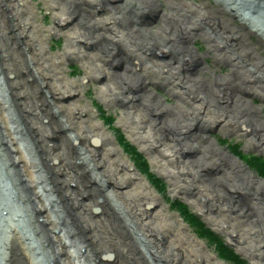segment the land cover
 Returning a JSON list of instances; mask_svg holds the SVG:
<instances>
[{
	"label": "bare ground",
	"instance_id": "6f19581e",
	"mask_svg": "<svg viewBox=\"0 0 264 264\" xmlns=\"http://www.w3.org/2000/svg\"><path fill=\"white\" fill-rule=\"evenodd\" d=\"M45 1L58 24L51 30L30 0H0V156L14 173L32 230L22 228L24 218L8 205L0 178V264H43L38 252L46 264H226L163 205L132 157L122 155L106 129L113 120L104 107L94 104V118L102 120L93 124L86 109L71 108L97 75L108 79L101 98L127 111L131 139L162 166L173 195L190 201L252 264H264V182L205 135L217 128L264 154V109L248 101L257 92L264 104L257 77L264 61L257 71L232 63L228 79L189 72L202 59L189 44L204 32L201 20L213 22L217 34L254 36L264 45V25L252 14L264 13L258 7L264 0H212V7L208 0ZM160 5L169 12L158 25ZM52 33L65 34L60 54L50 52ZM74 61L85 66V80L67 74ZM161 86L175 108L147 92ZM13 113L27 126H14ZM186 154L193 159H183ZM72 184L77 189L69 190Z\"/></svg>",
	"mask_w": 264,
	"mask_h": 264
},
{
	"label": "rangeland",
	"instance_id": "374dc122",
	"mask_svg": "<svg viewBox=\"0 0 264 264\" xmlns=\"http://www.w3.org/2000/svg\"><path fill=\"white\" fill-rule=\"evenodd\" d=\"M187 1L196 4V3H199L200 0H187ZM30 2H31V5L36 9L38 21L43 26H45L48 30L54 29L55 27L58 26V24L54 23L53 11L49 9V7H47V1L30 0ZM214 2L215 1L208 0L209 6L212 7V3ZM258 5H259L258 7L264 6L261 1H258ZM168 8L169 7L162 6V5L157 7L158 15H157V18L154 19L156 21L155 22L156 24L159 25L162 23L163 17L159 15H162V13H168L169 12ZM252 14L255 20L259 22L260 25H264V13L261 12V10L260 11L258 9L255 11L253 10ZM225 16H226L225 19H227L228 16L226 13H223L220 15V17H225ZM203 21L204 23L201 20V23L203 24L202 29L204 32L200 34L199 38L195 39L193 42H189L191 48L193 50H196L197 53L198 54L200 53V55L202 56V59L200 60L199 64L195 66L196 70L193 71L192 69L193 65H191V68L189 70V72L193 73L195 77H199L198 72L203 70V72H207L206 73L207 75L210 74V77L206 76V78L209 77L208 79H213V80L218 79V78L228 79L226 77L231 76L234 70V66L232 63H238L241 66V69L243 71H246L247 69L252 70V71H257L259 67L258 65L260 64L262 66V61H264V45L258 40L257 37L246 36L244 37V39H242L241 37H239L238 39H234L232 38V36L229 37L225 35L228 33L227 31L222 33L224 35L217 34L219 33L218 32L219 28H216L217 30H213V27H212L213 24H211L213 22L206 23L205 22L206 20H203ZM230 23L233 26H236L231 21ZM64 35H58V34L55 35L54 33L47 35L48 36L47 41L51 47V50H50L51 54H55V53L60 54L64 50L65 45H67L66 39H65L66 37ZM229 35H232V34L229 32ZM226 37H229V38H226ZM239 55H241V57L246 55V57H243L241 60H239L237 59L238 58L237 56ZM219 58H223L222 59V61L224 62L223 64L218 63L216 61ZM199 67L200 69L198 70ZM114 68H116L114 72L121 73L123 71V66L118 67V65H116L114 66ZM65 69L67 70V74L70 75L71 79H76L78 81L85 80L84 77H86V74H88L85 69V66H83L82 63H80L79 61L72 62L69 65V67H65ZM243 73L246 75V72H243ZM99 77L101 76L99 75L93 76V78L91 79L92 81L86 82V85L82 89L84 98L80 99L76 103H73L71 105V108L75 107V108L86 109L87 112H90L89 115H87L88 116L87 121L93 124L94 122H96L95 120L100 121L99 119H101L98 117L94 118L95 116L93 113V110L95 109L94 104L96 106L99 105L100 107H104V109L108 112V115H111V118L113 120V122H111L112 123L111 128L110 126H107L106 129H108L114 135L116 141H119V136H120L122 137V140L124 139L127 143L131 144L132 147L137 151V153L145 160V162L147 163V167L149 168L148 170H150L151 176L145 173H142L143 170L139 169L136 166V164L133 161L132 162L135 165L136 169L138 170L139 174L145 178L146 182L150 184V186L152 187L151 189L156 193V195L161 196V198L163 199L161 200L163 205H166V208H168L169 206V211H171L173 214L178 216L179 219H181L182 222L185 225H187L189 229H191V231L195 234L196 238L199 239V241L206 244V247L208 251H210V253L218 257L219 254L222 253V249L220 247H217V245H215L214 242H212V240L206 238V236L204 235V233H202V231L201 233L199 232L200 234H198L197 232L198 230L192 229L193 226L191 224H194V223L186 222V220H188L187 218H189L190 221L192 220V218L196 219V221L198 222L200 226L203 225L204 227H206V229L210 230V232L208 231L209 233L212 232L211 234H214L215 236H217L223 241L224 248L226 246L228 248L233 249V251L239 257L241 264H249V263L252 264L251 261L248 258H246V256H244L243 253L240 252L232 242L229 241L228 237L224 233L220 232L212 224H210V222L207 221L206 216L202 212L198 211V209L193 207V204H191L190 201L185 200L181 196L173 195L171 183L169 179L166 177V175L163 174L164 171L162 169V166L156 165L152 156L149 153H147L145 150H143L141 146L138 145V143L133 141L135 140L134 138L133 140L131 139L130 136L132 134L130 133V130L127 129V127L125 126V121H126L125 115L127 111H125L122 107H119V106H111L109 103H107L101 98V95H102L101 88L104 85L108 84V79L99 78ZM233 77L237 80L236 83H239L238 80H240V77L239 79L236 78L235 76ZM257 77L260 78V80L264 82V71H262V73H260L259 76ZM147 92L148 93L154 92L157 95V97L162 100L163 105L166 106L168 109L175 108L177 104L176 99L172 96L169 97V95L165 92L162 86L160 87V89H154V88L149 87L147 89ZM254 94L255 96L254 97L250 96L248 98V101L250 102L252 101L255 104V106H260L261 108L264 109V104L257 97V92ZM91 103H92V106H91ZM90 114H92L93 117H91ZM10 119H11L10 121L13 122L12 124H14V126L16 125L17 127L22 126V128L23 126H27L25 120L20 119L17 113H13V115H10ZM42 124H45V122H42ZM198 131H194V133L196 135L203 134V133H200V131L199 132ZM205 135L208 136V139L218 149H221L226 154H229L233 160L234 158H236L241 163V165L245 167V169L248 172L254 174L257 177V179L264 182V170L258 169L256 168V166H253V164L256 162L252 161V159L255 158V159H260V161L262 160L263 162L264 154L254 151V150H247L244 139L240 137L232 136V135L230 136V135L222 134L219 130H217V128L214 130H211ZM117 137H118V140H117ZM22 140L24 139L22 138ZM56 143H58L57 145H59L60 141L55 142V144ZM121 144L120 146L122 147V145L124 144L122 145ZM192 144H195V142H193ZM122 149L124 150V147H122ZM27 150L26 151L28 152V157L33 156L34 150L31 149L29 151L28 148ZM122 155L124 157H127L128 160H130L129 154L127 153L125 154L123 152ZM191 156L193 155L186 154L183 157V159H189V158L193 159ZM5 161L6 159L0 156V178H2L3 181H5L4 184L6 185L7 190L6 192L4 190L3 191H4V194L8 195L7 196L8 205H10L13 209H16L18 211L17 215L20 218H24L23 220L24 224L22 225V228L24 227L25 229L28 228L26 230L27 233L29 232L32 234V230L29 226L30 221L28 219V215H29L28 208L25 207L23 204V201L19 200L18 198V191L16 189L19 190V188L17 186L14 173L9 169L10 167L6 165ZM48 164L51 165V163H48ZM55 166H56V163L52 164L51 167L54 168ZM162 186H164L163 188L165 190H161ZM68 189L73 191L77 189V186L75 184H72L68 187ZM186 209H188L187 211L189 212L187 216L182 211V210L186 211ZM196 225L197 224H195V226ZM36 249H39V247H36ZM38 253L40 254L39 255L40 261L43 264H46V261H44V258L41 255V253L40 252ZM44 256H46V254ZM218 259L223 263L225 262L226 264L228 263L227 261L222 260L219 257Z\"/></svg>",
	"mask_w": 264,
	"mask_h": 264
},
{
	"label": "trees",
	"instance_id": "16d2710c",
	"mask_svg": "<svg viewBox=\"0 0 264 264\" xmlns=\"http://www.w3.org/2000/svg\"><path fill=\"white\" fill-rule=\"evenodd\" d=\"M119 143L121 144H124V145H122V147H124V151H126V153L127 154H129L131 157H132V159H133V161L135 162V164H136V166L139 168V169H142L143 171H142V173H145V174H147V175H149V176H151V173H150V170H148L149 168L147 167V163L145 162V160L137 153V151L130 145V144H128L124 139L122 140V137H120L119 136ZM252 161H254V162H256V163H254L253 164V166H256V168H258V169H262V170H264V161L262 162V160L260 161V159H255V158H253L252 159ZM146 169V170H145ZM188 209H186V211H184V210H182L183 211V213L187 216V214L189 213L188 211H187ZM188 220H189V218H187ZM188 220H186V222H190V223H194V224H191L193 227H195V228H197V232H198V234H200L201 233V231H202V233H204V235L206 236V238H208V239H210V240H212V242H214V244H216L217 245V247H220L221 249H222V253L220 254L222 257L221 258H225V257H230L231 259H232V261H234V262H237V263H239V264H241V261H240V259H239V257L236 255V253L233 251V249H231V248H228V247H226L225 246V248L223 247V241L220 239V238H218L217 236H215L214 234H211V233H209L210 232V230H208V229H206V227H204L203 225L202 226H200L199 224H198V222L196 221V219H193L192 218V220L190 221H188ZM195 224H197L196 226H195ZM209 231V232H208ZM200 232V233H199ZM226 255V256H225ZM236 255V256H235ZM235 260H237V261H235Z\"/></svg>",
	"mask_w": 264,
	"mask_h": 264
}]
</instances>
